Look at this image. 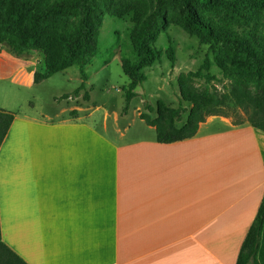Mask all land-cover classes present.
Segmentation results:
<instances>
[{"label":"crops","instance_id":"1","mask_svg":"<svg viewBox=\"0 0 264 264\" xmlns=\"http://www.w3.org/2000/svg\"><path fill=\"white\" fill-rule=\"evenodd\" d=\"M77 112L15 115L0 147L4 245L26 264L236 263L263 196L264 140L236 157L223 136L198 137L204 122L188 141L117 144Z\"/></svg>","mask_w":264,"mask_h":264},{"label":"trees","instance_id":"2","mask_svg":"<svg viewBox=\"0 0 264 264\" xmlns=\"http://www.w3.org/2000/svg\"><path fill=\"white\" fill-rule=\"evenodd\" d=\"M111 7V0H0V53L4 48L16 58L41 53L44 72H34L33 84L77 67L80 85L60 100L78 99L83 92L82 100L88 102L85 67L97 52L101 14L111 13ZM168 10L177 12L178 24L186 32L219 51L216 62L233 82L226 93L210 92L195 87L192 75H181L177 107L159 102L154 119L148 105L145 109L149 114H139V119L154 129L156 143L170 145L193 139L206 118L221 114V108L229 102L245 112L253 129L264 133V0H153V7L136 23L131 35L138 58L123 67L124 74L134 81L122 89L125 106L121 115H127L136 97L135 89L145 80L142 69L158 58L150 44L164 28ZM236 26L248 29L238 32ZM172 56L170 51L171 59ZM184 104H189L190 109ZM184 115L185 123L178 126ZM14 118V113L0 109V147ZM263 228L264 191L235 264H259ZM0 264H26L1 242V236Z\"/></svg>","mask_w":264,"mask_h":264},{"label":"rangeland","instance_id":"3","mask_svg":"<svg viewBox=\"0 0 264 264\" xmlns=\"http://www.w3.org/2000/svg\"><path fill=\"white\" fill-rule=\"evenodd\" d=\"M111 4V13L101 14L97 52L85 67L88 77L85 86L90 95L88 102L82 100L83 92L78 99L60 100L80 85L81 77L77 67L28 86L13 81V64H24L34 72L43 73L41 53L33 52L19 59L4 48L1 50L4 63H0V109L15 115L50 120L65 108H75L77 116L111 141L120 144L136 140L155 141L154 130L139 119V114H149L145 109V105H148L153 109L150 116L154 119L159 102L170 108L177 107L180 102L178 78L181 75H192V83L199 89L221 93L228 91L233 78L217 64L219 51L186 32L178 24L177 12L168 10L165 13L164 28L159 29L150 44L157 50L158 58L142 69L145 80L135 89L136 97L131 101L127 115L122 117L125 106L122 89L134 81V78L124 74L123 67L127 62L135 63L138 58L131 35L136 23L153 7V0H111ZM236 29L241 32L248 28L236 26ZM261 35L264 36V23ZM184 105L188 109L191 107L189 104ZM220 111L221 114L206 118L198 137L210 134L223 136L220 142L228 143L236 157L251 156L255 150L263 148L264 133L248 124L244 111L233 102H229ZM186 116H183L178 126L185 123Z\"/></svg>","mask_w":264,"mask_h":264}]
</instances>
